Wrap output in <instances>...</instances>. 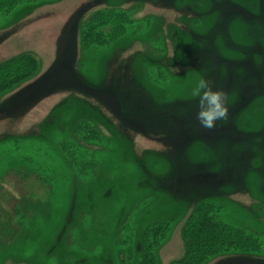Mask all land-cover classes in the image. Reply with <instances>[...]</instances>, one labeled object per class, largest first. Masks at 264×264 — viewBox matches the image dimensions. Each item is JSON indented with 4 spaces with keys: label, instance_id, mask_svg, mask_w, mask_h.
Here are the masks:
<instances>
[{
    "label": "rangeland",
    "instance_id": "obj_1",
    "mask_svg": "<svg viewBox=\"0 0 264 264\" xmlns=\"http://www.w3.org/2000/svg\"><path fill=\"white\" fill-rule=\"evenodd\" d=\"M9 6L0 64L38 69L0 89V264H264V0Z\"/></svg>",
    "mask_w": 264,
    "mask_h": 264
},
{
    "label": "clouds",
    "instance_id": "obj_2",
    "mask_svg": "<svg viewBox=\"0 0 264 264\" xmlns=\"http://www.w3.org/2000/svg\"><path fill=\"white\" fill-rule=\"evenodd\" d=\"M191 97L197 100L196 119L202 128L212 130L217 127L218 121H228V95L216 89L212 81L198 79L192 88Z\"/></svg>",
    "mask_w": 264,
    "mask_h": 264
},
{
    "label": "trees",
    "instance_id": "obj_3",
    "mask_svg": "<svg viewBox=\"0 0 264 264\" xmlns=\"http://www.w3.org/2000/svg\"><path fill=\"white\" fill-rule=\"evenodd\" d=\"M27 1H31V0H0V10L2 8L4 9V8L8 7V10L5 11L8 13L11 10L10 9L11 7L9 6V4L10 5L14 4V3L18 4L19 2H27ZM18 57L21 58L22 56L21 57L17 56V58ZM14 58H16V57H14ZM23 58H24V60H22V61L19 59L21 64L18 68H13L15 65H17V63H14L16 60H13V58L6 61L3 64H0V89L6 88L7 85H10L11 82H16V81L22 80L24 77L26 78L28 73H35V71H37L38 68L36 69V67H37L36 57L33 54L27 53V54H25V56ZM202 205H203L204 211H206L208 213V215H205L204 221H200V223H206V225H208L209 227H213V229L218 228L217 220L213 219L215 217L212 216V212H210V210L213 209L212 203H204ZM198 207H200V206H198ZM208 217H210V218L208 219ZM210 220H211V223L213 225H210ZM233 227H230V228H233ZM234 228H236V227H234ZM184 239H185V243H186L187 247L189 248V245L191 244V242L194 241L193 231H191L190 233H187L185 235ZM217 246L219 247V245H217ZM249 247L252 248L251 246H249ZM215 248H216V246H215ZM185 258L178 261L176 264H190L191 260L190 259L186 260ZM193 263H195V261H193ZM140 264H143V262H140ZM173 264H175V263H173Z\"/></svg>",
    "mask_w": 264,
    "mask_h": 264
}]
</instances>
